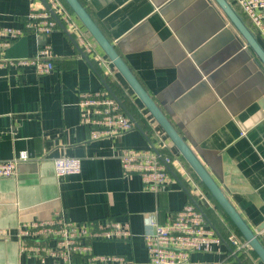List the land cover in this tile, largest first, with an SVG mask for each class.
Returning a JSON list of instances; mask_svg holds the SVG:
<instances>
[{"label": "crops", "instance_id": "crops-1", "mask_svg": "<svg viewBox=\"0 0 264 264\" xmlns=\"http://www.w3.org/2000/svg\"><path fill=\"white\" fill-rule=\"evenodd\" d=\"M33 1L0 0V30L23 28ZM78 1L254 232L264 222V68L254 64L255 57L220 8L213 0ZM69 13L75 27L60 22L63 26L57 24L47 39L51 72L39 75L32 66L0 65V161L21 152L28 156L14 177L0 178V264H64L26 252L24 247L35 243L20 234L30 223L59 213L77 223L127 221L129 239L90 244L94 254L122 256L127 264H149L141 238L152 231L149 217L162 222L187 202L203 212L218 235L233 233L244 241ZM78 36L90 43L91 52L83 50ZM39 44L26 31L0 50V63L32 57ZM99 90L114 97L133 122L120 138L89 140L79 124V94ZM162 146L179 158L172 181L158 193L145 191L139 176L123 173L116 154ZM59 157L77 158L79 174L57 177L53 161ZM257 238L264 247V229ZM83 260L73 256L72 264ZM185 264L262 263L250 249L232 256L222 243L210 252L192 253Z\"/></svg>", "mask_w": 264, "mask_h": 264}, {"label": "built area", "instance_id": "built-area-1", "mask_svg": "<svg viewBox=\"0 0 264 264\" xmlns=\"http://www.w3.org/2000/svg\"><path fill=\"white\" fill-rule=\"evenodd\" d=\"M40 1L46 9L36 0L33 1L23 28L5 27L0 30V50L30 31L40 39L37 53L29 58L3 60L0 65L32 66L39 75L53 70L52 51L47 39L57 28L56 19L67 28L75 27V22L59 0ZM230 1L264 45V0ZM78 40L83 50L91 52L92 47L83 36H78ZM77 107L79 124L87 129L89 140L120 138L134 127L119 102L105 90L80 93ZM116 158L124 174L139 176L143 190L153 193L163 191L170 184L172 168L179 160L163 146L159 149L121 150ZM27 160V154L21 152L16 158L0 161V178L14 177L18 163ZM53 165L57 177L80 172V162L74 157L56 158ZM148 224L152 231L143 234L141 238L149 264H185L192 253L210 252L214 245L222 243L229 247L232 256L249 249L248 244L239 240L235 234L222 237L208 227L203 212L191 202L168 214L162 222L156 216H150ZM20 234L35 243L25 246L26 252L52 256L61 259L64 264H72L73 256L84 257L78 264H127L122 256L94 254L90 244L95 241L127 240L132 236L127 221L77 223L67 219L63 213L48 221L32 222L21 228Z\"/></svg>", "mask_w": 264, "mask_h": 264}, {"label": "water", "instance_id": "water-1", "mask_svg": "<svg viewBox=\"0 0 264 264\" xmlns=\"http://www.w3.org/2000/svg\"><path fill=\"white\" fill-rule=\"evenodd\" d=\"M213 1L220 8L229 24L241 37L246 47L255 57L254 64L258 67L262 66L264 68V49L254 36L253 32L244 23L242 17L235 11L233 6L227 0ZM64 2L75 15V17L83 24L101 51L105 54L110 63L114 66L141 104L145 107L149 115L165 133L180 156L185 160L186 164L193 171L195 176L200 180L224 214L231 221L235 229L239 232L241 238L248 244L249 249L257 256L260 262L264 264V247L257 238V233L264 229V222L257 226L254 232L248 227V225L242 220L234 207L231 205L218 184L213 180L201 161L197 158L192 149L183 140L174 126L169 122L155 101L143 89L135 76L119 57L115 48L101 33L82 4L78 0H64ZM57 22L60 26H63L58 20ZM82 54L85 56L84 53Z\"/></svg>", "mask_w": 264, "mask_h": 264}, {"label": "trees", "instance_id": "trees-1", "mask_svg": "<svg viewBox=\"0 0 264 264\" xmlns=\"http://www.w3.org/2000/svg\"><path fill=\"white\" fill-rule=\"evenodd\" d=\"M61 2V4L69 11V12H71V10L69 9V7L66 5V3L64 2V0H60ZM229 3H231V1L230 0H227ZM231 5L233 6V8L235 9V11L242 17V18H244L243 16H242V14L240 13V11H239V9L236 7V6H234L232 3H231ZM72 13V12H71ZM73 14V13H72ZM74 15V14H73ZM57 21V20H56ZM249 28H250V26L249 25H247ZM182 159V158H181ZM184 160V159H183ZM185 161V160H184ZM191 170V169H190ZM191 173H192V175L193 176H195V174L193 173V171L191 170ZM195 178L197 179V181H198V185L204 190V192L209 196V198L211 199V201L212 202H214L216 205H217V207L221 210V208L219 207V205L215 202V200L213 199V197L210 195V193L207 191V189L203 186V184L200 182V180L195 176ZM222 211V210H221ZM223 212V211H222ZM223 214H224V212H223ZM225 215V214H224ZM225 217L227 218V220L230 222V224L233 226V224L231 223V221L228 219V217L225 215ZM233 228L235 229V227L233 226ZM235 232L237 233V235L239 236V237H241L240 236V234H239V232L235 229ZM253 253V252H252ZM254 254V253H253ZM255 255V254H254ZM256 256V255H255ZM257 257V256H256Z\"/></svg>", "mask_w": 264, "mask_h": 264}, {"label": "bare ground", "instance_id": "bare-ground-1", "mask_svg": "<svg viewBox=\"0 0 264 264\" xmlns=\"http://www.w3.org/2000/svg\"><path fill=\"white\" fill-rule=\"evenodd\" d=\"M57 24H58V22H57Z\"/></svg>", "mask_w": 264, "mask_h": 264}, {"label": "rangeland", "instance_id": "rangeland-1", "mask_svg": "<svg viewBox=\"0 0 264 264\" xmlns=\"http://www.w3.org/2000/svg\"><path fill=\"white\" fill-rule=\"evenodd\" d=\"M172 144V143H171Z\"/></svg>", "mask_w": 264, "mask_h": 264}]
</instances>
